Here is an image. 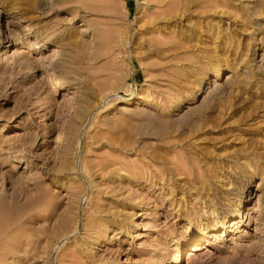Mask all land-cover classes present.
I'll return each instance as SVG.
<instances>
[{
    "label": "rangeland",
    "instance_id": "374dc122",
    "mask_svg": "<svg viewBox=\"0 0 264 264\" xmlns=\"http://www.w3.org/2000/svg\"><path fill=\"white\" fill-rule=\"evenodd\" d=\"M0 264H264V0H0Z\"/></svg>",
    "mask_w": 264,
    "mask_h": 264
},
{
    "label": "bare ground",
    "instance_id": "6f19581e",
    "mask_svg": "<svg viewBox=\"0 0 264 264\" xmlns=\"http://www.w3.org/2000/svg\"><path fill=\"white\" fill-rule=\"evenodd\" d=\"M145 3V2H144ZM16 160V159H15ZM196 246H198V245H193V247H196ZM197 249V248H196ZM199 249V248H198ZM188 259H190V258H188ZM9 260H11L10 258H9ZM11 263V262H10Z\"/></svg>",
    "mask_w": 264,
    "mask_h": 264
}]
</instances>
